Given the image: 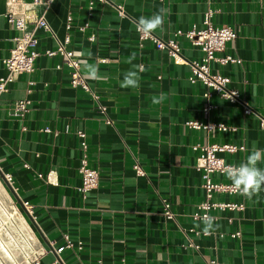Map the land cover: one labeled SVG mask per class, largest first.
I'll return each instance as SVG.
<instances>
[{
  "label": "crops",
  "instance_id": "obj_1",
  "mask_svg": "<svg viewBox=\"0 0 264 264\" xmlns=\"http://www.w3.org/2000/svg\"><path fill=\"white\" fill-rule=\"evenodd\" d=\"M90 2L54 0L46 18L64 40L71 16L67 47L98 99L71 84L72 69L63 56L44 53L57 42L42 29L37 31L41 54L34 70L18 74L0 94V173L13 176L12 188L0 174V201L19 207V218L39 249L31 262L23 264H205L211 259L215 264H264V188L252 200L238 193L214 194V201H233L243 208L211 210L219 225L211 235L203 233L202 219L193 216L205 200L197 168L200 150L195 145H243L220 153L234 164L246 159L253 144L264 149L259 120V115L264 117V0ZM209 8L214 26L231 25L237 33L216 54L240 59L213 61L212 71L231 78L229 87L251 106L250 114L244 113L242 104L230 103L216 92L205 96L211 88L190 80L188 63H174L166 50L137 31L141 16L163 10V29L153 33L174 40L187 59L199 61L202 51L180 32L201 27ZM8 9V0H0V78L7 74L3 60L16 34L5 16ZM86 22L81 31L79 26ZM89 50L90 58L84 55ZM132 53L136 54L132 64L145 69L139 72L140 86L121 88L124 73L132 67L126 63ZM84 60L98 65L108 79H90ZM161 95L162 102L154 104L153 97ZM20 99L30 100L28 110L15 117L11 111ZM99 103L106 113L99 111ZM206 104L213 105L208 113L203 111ZM190 120L224 124L227 129L194 128ZM79 130L85 133V146ZM82 159L98 172V183L86 197L77 189ZM136 161L144 175L134 170ZM259 166L264 168V162ZM50 171L53 182L46 180ZM214 179L231 183L222 174ZM22 200L32 205V215ZM164 201L170 202L175 218L164 216ZM237 231L239 236H231ZM66 236L74 246L56 253L53 248L64 245Z\"/></svg>",
  "mask_w": 264,
  "mask_h": 264
},
{
  "label": "built area",
  "instance_id": "obj_2",
  "mask_svg": "<svg viewBox=\"0 0 264 264\" xmlns=\"http://www.w3.org/2000/svg\"><path fill=\"white\" fill-rule=\"evenodd\" d=\"M54 0H8L9 9L5 16L7 21L16 30V34L13 36V46L10 49L9 55L3 60L7 74L0 78V94L7 91L9 84L15 80L16 76L20 73H29L34 70L36 59L41 54L38 49V29H42L49 32L51 36L56 39L57 45L54 49H46L45 54L49 57L55 55L63 56V63L69 66L71 71V84L76 87H81L85 91L89 92L94 98L98 99V95L90 88L88 82L82 76L80 72V62L74 56L71 49L67 47L70 42L69 30L71 28V16L68 17L66 28L67 35L64 40H60L56 33L51 28L47 18L46 10L51 6ZM105 1V0H100ZM94 0H91L90 4L93 5ZM43 7L42 11H38V7ZM117 8L120 12H123L122 6L118 5ZM213 10L209 8L204 13V18L201 27L193 26L185 32H180L184 35L194 46H197L203 53L201 60H189L181 52L177 43L172 39H163L155 33L149 35H144L139 31L141 38L150 39L154 42L158 49H163L168 52L172 57L173 62L176 64L188 63L190 65L191 74L189 76L192 82L197 80L203 82L206 86L210 87L212 91L205 92V96H210L212 92H216L221 97L229 101L230 103H240L243 106V111L245 114H250L253 109L249 104L241 97L239 91L235 88L229 87L231 78L227 75H222L218 72H213L211 68V62L216 61L221 64H226L228 62H240L239 58L232 55H217L216 53L225 50L228 42H231L237 37L235 29L231 25H221L214 26L211 19L213 16ZM88 23H84L79 26L81 31H84ZM90 39H94V36H90ZM60 67V66H58ZM30 100L20 99L17 100L11 111V115L15 117H22L24 112L28 110V104ZM212 104H206L203 108L205 113H208ZM97 108L99 111L106 113L105 105L99 103ZM260 125L264 128V117L259 115ZM106 122L111 123L112 120L106 117ZM189 126L194 128H206L208 131L214 128H220L226 130L227 127L224 124H219L215 122L203 123L198 120L188 121ZM49 130L48 128H46ZM65 131H69V126L65 127ZM81 138V145L85 146L86 142L84 140L85 133L81 130L78 132ZM244 148L243 145H236L232 143H209L206 145H195L194 149H199L200 154L197 159V168L201 172V177L203 179V188L205 190V200H203L199 205V210L193 214L195 219H202L204 216H213L210 211L213 209L224 210V209H241L243 204H239L233 201H214L213 196L216 193H236L231 187V183L224 182L221 180H215V174L224 175V168L227 164H234L227 162L226 159L220 156L222 152H235L239 149ZM238 165V164H234ZM134 170L139 175H144V170L142 169L140 163L136 161L133 165ZM81 174V183L78 186V191L86 197L87 194L97 185L98 183V172L95 168L90 167L85 159L79 167ZM4 180L13 188V176L10 173L3 174ZM46 180L48 182H53L52 172L50 171ZM15 189V188H14ZM22 207L26 212L32 215V205L28 201H21ZM12 207H16L19 211V207L13 203ZM0 212L2 208L0 207ZM21 213V212H19ZM163 214L168 219L175 218L174 213L171 210V204L168 201L163 202ZM22 215V214H21ZM1 222V221H0ZM15 222H9L7 225L12 227V234L14 237L24 236L26 238V246L29 251L28 259L22 261L20 264L31 262L39 252L36 248L35 237L32 232L26 228V226H19V224H14ZM4 224L0 225L2 228ZM21 225V223H20ZM4 235H6L4 233ZM240 232H233L231 236H239ZM10 239V238H8ZM21 241V240H20ZM73 241L66 236V242L64 245L53 248L56 253L62 252L65 248L73 247ZM19 249V248H18ZM20 250V249H19ZM42 251V250H41ZM16 254L18 252L16 251ZM216 261L211 259L205 264H215Z\"/></svg>",
  "mask_w": 264,
  "mask_h": 264
},
{
  "label": "clouds",
  "instance_id": "obj_3",
  "mask_svg": "<svg viewBox=\"0 0 264 264\" xmlns=\"http://www.w3.org/2000/svg\"><path fill=\"white\" fill-rule=\"evenodd\" d=\"M164 16L163 10L154 13L150 17L141 16L137 22V31L142 32L144 35H149L157 29H163ZM87 57H91V51L84 53ZM136 58V54L128 58L126 63L131 64L132 67L124 73L123 80L120 83L121 88H138L140 86L139 72H143L145 69L143 66L132 64V61ZM86 75L96 81H106L108 79L107 74H100L99 67L96 64L89 63L87 60L82 61ZM164 99L163 95L159 98L153 97V103H161ZM264 162V149L257 148L255 144L252 146V150L244 161L238 165L227 164L224 168V175L231 181V187L239 195L243 196L247 200H252L253 197L259 196L262 188H264V168L260 167V163ZM203 221V233L205 235H211L212 232L219 227L215 225V217L204 216Z\"/></svg>",
  "mask_w": 264,
  "mask_h": 264
},
{
  "label": "bare ground",
  "instance_id": "obj_4",
  "mask_svg": "<svg viewBox=\"0 0 264 264\" xmlns=\"http://www.w3.org/2000/svg\"><path fill=\"white\" fill-rule=\"evenodd\" d=\"M0 207L2 208V211H3V212H0V221H1L0 225L4 224L2 228H0V231H1V234H0V264H20L21 258H24V260L25 259L27 260L28 255H29V251L26 246V243H27L26 238L24 236L21 237L22 239H19V237H14L11 231L12 227L10 225L8 226L7 224L9 222L11 223L15 222L14 224H19V226H24L23 222L19 218V215H21V213H19L18 210L12 206H10V209L12 211L6 210L1 201H0ZM6 212H7V218H9L7 220L5 219ZM4 233L6 235H4ZM16 251L22 254L20 255L21 257H19L18 254H16Z\"/></svg>",
  "mask_w": 264,
  "mask_h": 264
},
{
  "label": "rangeland",
  "instance_id": "obj_5",
  "mask_svg": "<svg viewBox=\"0 0 264 264\" xmlns=\"http://www.w3.org/2000/svg\"><path fill=\"white\" fill-rule=\"evenodd\" d=\"M5 205H6V204H4V207H5L6 210H8V211H12V210L10 209V206L7 207V206H5ZM4 211H5V210H4ZM9 213H11V212H9ZM24 215L27 217L26 214H24ZM19 216H20V215H19ZM5 219H6V220L9 219V218H7V212H6V217H5ZM0 234H1V231H0ZM20 255H22V254L18 253V256H19V257H21ZM22 261H24V258H21V262H22Z\"/></svg>",
  "mask_w": 264,
  "mask_h": 264
},
{
  "label": "water",
  "instance_id": "obj_6",
  "mask_svg": "<svg viewBox=\"0 0 264 264\" xmlns=\"http://www.w3.org/2000/svg\"><path fill=\"white\" fill-rule=\"evenodd\" d=\"M1 174V173H0ZM2 175V174H1ZM3 176V175H2Z\"/></svg>",
  "mask_w": 264,
  "mask_h": 264
}]
</instances>
